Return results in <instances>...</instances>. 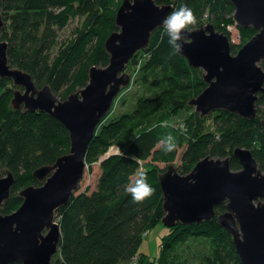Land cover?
I'll return each mask as SVG.
<instances>
[{"label":"trees","instance_id":"16d2710c","mask_svg":"<svg viewBox=\"0 0 264 264\" xmlns=\"http://www.w3.org/2000/svg\"><path fill=\"white\" fill-rule=\"evenodd\" d=\"M117 1L0 0V12L6 22L0 40L8 44L9 63L30 73L37 86L50 85L55 94L60 95L76 82L86 87L90 65L107 67L110 63L105 41L119 30L116 15L123 0L118 7ZM155 1L172 4L174 10L182 5L190 7L197 17L193 28L211 21L229 35L227 26L235 23V8L230 0ZM70 18H79L81 22L75 35L51 59L57 31ZM238 29L242 36L257 33L252 27ZM236 47L232 44L233 52ZM144 57L138 75L141 74L142 83L151 94L138 96L132 110L112 117L109 114L97 127L86 152V163L99 159L101 173L95 189L88 187L77 192L66 206L56 211L61 241L53 264H127L135 257H139L138 264H191V258L202 264H241L232 236L217 220L225 212L226 204L216 207V217L210 222L178 223L167 228L156 257L141 252L140 248L145 235L162 223L166 214L159 176L176 159L182 175L189 174L207 156L231 157V169L237 171L241 165L233 157V151L241 147L252 151L264 172V92L256 102L255 121L225 111L202 117L189 102L208 86L204 73L190 66L180 54H173L163 27L152 33L149 46L138 51L130 64L135 66ZM261 66L264 70V62ZM12 83L0 79V87ZM68 96L63 95L62 100ZM10 97V91H0V166L7 167L16 178L11 196L1 209L4 215L21 206L23 182L41 185L33 172L54 164L69 153L71 145L69 131L58 120L42 112L15 110ZM182 111H187L180 122L184 129L166 124ZM209 120L213 128L208 130ZM127 125L129 139L120 144V152L101 159ZM167 135L173 136L176 143L171 153L161 150V140ZM140 172L147 174L156 191L150 199L137 204L132 202L125 186Z\"/></svg>","mask_w":264,"mask_h":264},{"label":"water","instance_id":"95a60500","mask_svg":"<svg viewBox=\"0 0 264 264\" xmlns=\"http://www.w3.org/2000/svg\"><path fill=\"white\" fill-rule=\"evenodd\" d=\"M230 1L235 24L242 29L252 27L257 33L236 55L229 36L216 31L210 22L190 33L191 42L180 55L204 71L208 86L189 105L202 117L225 111L255 121L256 102L264 92V0ZM173 10L172 4L155 0H123L116 15L119 30L105 41L109 65L93 66L85 89L65 100L50 85L38 87L30 73L13 68L7 42H0V79L12 80L18 87L12 107L55 118L69 131L71 141L69 153L33 172L41 185L23 189L21 206L7 215L1 209L16 178L11 170L6 176L0 171V264H53L61 241L56 211L79 191L89 143L121 89L130 84L126 66L149 46L152 33L163 27L164 18ZM5 24L0 13V32ZM233 157L240 170L231 169V157L207 156L186 175L169 165L159 176L166 213L161 222L168 228L210 222L216 217V207L226 204L217 220L232 236L240 263L264 264V172L249 149L237 147Z\"/></svg>","mask_w":264,"mask_h":264},{"label":"rangeland","instance_id":"374dc122","mask_svg":"<svg viewBox=\"0 0 264 264\" xmlns=\"http://www.w3.org/2000/svg\"><path fill=\"white\" fill-rule=\"evenodd\" d=\"M120 2H121L120 0H118L116 2V7H118L120 5ZM164 4H166V3H164ZM80 22H81V20L79 18H70L64 26L59 28V30L57 31L58 38H57L56 45L54 46V48L50 52V58L51 59H53L60 52V49H61L63 43L65 41L69 40L70 38H72L75 35V30H76L77 26L80 24ZM210 23L214 24L211 21H210ZM204 24H206V23H204ZM214 26H215V24H214ZM198 28H200V27H196V28H193V29L195 30V29H198ZM215 29H216V31H218L220 33H224L220 29H217L216 27H215ZM226 35H228V34H226ZM254 35H252L250 33V34H247V35L243 34V36H242V34L240 33L241 38H240L239 42H237V44H236V46H237L236 47V52L232 51V54L236 55L238 53V51L246 43H248L252 39V37ZM98 41H99V39L97 38V40L95 41V44L98 43ZM0 42H2V40H0ZM144 61H145V57L140 62H138V64H136L135 66L130 64V63L126 66L125 71L127 73H129L130 75H132L133 78H132L131 84L127 88H124L125 89V90H123L124 94L119 99V101L117 103V106L115 108V111L111 115V117L116 115V114H121L123 112H127V111L132 110L134 108V106H136V101H137L138 96H144V95H150L151 94V90L147 89V85L142 83V80H141V77H140L141 74L138 75L139 74L138 72H140V70H139L140 66H141V64ZM93 66H96V67H99V68H105V67H103L102 65H99V64H91L89 68L91 69ZM12 67L13 68H18L16 65H13ZM202 72L204 73L203 70H202ZM43 86H41V87H43ZM16 89H18V87H16L14 85V83L7 84V85H2L0 87V91L3 92V93L7 92V91L11 92V97H10L11 100L14 97V91ZM82 89H85V87L78 86V84L76 82L75 85H73V87L65 88V89L62 90L60 95L57 94V93L55 95L60 100H62V96L63 95L69 94V96H70L72 94H75V93L81 91ZM70 90H73V91H70ZM10 99H8V101ZM115 103H116V101H115ZM262 109L264 110V107H262ZM186 115H187V111H182L181 113L178 114L177 118H173L171 120L166 121V124L169 125L171 128H181V129H183L180 122L184 120ZM178 121H179V123H178ZM139 127L141 128V125ZM206 128L208 130L213 128L212 120H209L207 122ZM128 139H129V134H128V125H127L126 129L124 131H122V133H120V135L117 136L115 141H113L111 143V145L107 148L106 152L101 156V159H104L105 157H107V156L119 151L120 148H121L120 144L124 143ZM69 151H70V149H69ZM169 165H175L176 168H177V166L179 165V160L176 159L173 163L168 164V166ZM161 166L164 167L166 165L162 164ZM7 170H8L7 167L0 166V171H1L3 176L7 175ZM100 173H101L100 160L96 159L95 161H92V162L87 160L86 167H85V174H84V177H83L82 181L80 182V188H79L78 192L83 191V190H85L88 187H90L92 190L95 189ZM23 183L24 184L22 185L21 191L23 189H25L26 187L30 186L26 182H23ZM167 228L168 227H166L163 223H159L155 228L151 229L147 233V235H145L143 243H142L141 248H140V251L143 252V253H146L147 255H149L152 258L156 257V255H158L159 251H160L162 237L168 232ZM191 261L193 262L191 264H202V263H199V261L192 260V258H191ZM138 262H139V257L136 258L135 260H133L132 262H128L127 264H138Z\"/></svg>","mask_w":264,"mask_h":264},{"label":"clouds","instance_id":"9594fccd","mask_svg":"<svg viewBox=\"0 0 264 264\" xmlns=\"http://www.w3.org/2000/svg\"><path fill=\"white\" fill-rule=\"evenodd\" d=\"M196 24L197 17L187 5H182L178 10H173L164 18L163 28L173 54L182 53L185 44L191 42L189 36ZM161 143L163 145L161 150L165 153H171L176 148L175 139L171 135L163 137ZM125 191L131 195L133 203L141 204L150 199L156 189L149 184L147 174L140 172L125 186Z\"/></svg>","mask_w":264,"mask_h":264},{"label":"built area","instance_id":"2783aa9c","mask_svg":"<svg viewBox=\"0 0 264 264\" xmlns=\"http://www.w3.org/2000/svg\"><path fill=\"white\" fill-rule=\"evenodd\" d=\"M227 31H228V33H229V39H230V41H231V44H234V45H236L237 44V42H239V40H240V38H241V36H240V31H239V29H238V26L234 23V24H229L228 26H227ZM132 75H131V81H132ZM131 81H130V84H131ZM129 84V85H130ZM128 87V86H127ZM127 87H125V88H127ZM123 90H125L124 88H122L121 89V92L119 93V95H118V97L117 98H115V100H114V103H113V106H112V109L110 110V114H113L114 113V111H115V108H116V106H117V103H118V101H119V99L121 98V96L124 94V92H123ZM115 101H116V103H115ZM109 115V114H108ZM181 126H182V128L184 129V124H181ZM180 126V127H181ZM120 152V150L119 151H117V152H115V153H119ZM137 257H135L133 260H135Z\"/></svg>","mask_w":264,"mask_h":264},{"label":"crops","instance_id":"0c3cea01","mask_svg":"<svg viewBox=\"0 0 264 264\" xmlns=\"http://www.w3.org/2000/svg\"><path fill=\"white\" fill-rule=\"evenodd\" d=\"M157 256V255H156Z\"/></svg>","mask_w":264,"mask_h":264}]
</instances>
